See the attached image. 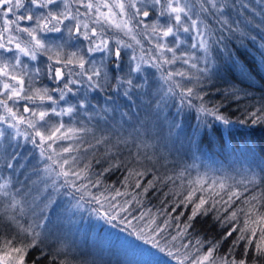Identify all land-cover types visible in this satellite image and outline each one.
Masks as SVG:
<instances>
[{"label":"snow or ice","instance_id":"snow-or-ice-1","mask_svg":"<svg viewBox=\"0 0 264 264\" xmlns=\"http://www.w3.org/2000/svg\"><path fill=\"white\" fill-rule=\"evenodd\" d=\"M74 2L83 4L89 13L93 9L96 10L98 15L96 19L92 20L93 24H107L110 28L114 27L125 36H129L135 45L139 46V55H137V50L132 43L119 38L114 40L113 45H110L109 40L103 38V28L98 33L96 28L89 27L88 22L79 19L82 15L79 9L76 10L75 14L72 13L70 0H28L27 5L25 0H0V13L3 17V26L0 27V49L5 52H12L13 49L7 47V45L15 42L17 53L13 58H5L0 54V76L7 78L2 82L4 92H0V95L6 93L7 99H0V107H3L12 120L16 121L10 123L5 118L0 117V123H8V127L15 130L16 137L23 136L26 142H30L34 148L39 149L40 159L37 163L43 164V168H34L33 171L37 175L41 172L44 173V177H41L44 187L39 190L40 194L37 197L41 200L43 207L40 209V214L33 213L35 216L33 223L29 224L28 227H23L15 216L7 217L10 223L19 226L21 234L31 237V242L23 247H12L10 241L6 242V251L3 256H0V264H25L27 251L42 243V235L45 238L54 235L50 228L52 219L44 213L46 210L53 208L61 197H71L75 200L74 208L77 210L83 209L84 203H95L98 207L92 208V212L99 216L103 209V218L106 222L112 224L113 221L118 220L121 224L129 225L139 239L144 240L145 243H151L153 248L165 253V255L175 260L176 264H185V262H188V264H246V260L243 258L237 261L217 254L220 245L236 231L235 227L227 230L215 242L197 238L195 245L189 240L187 243H179V246H177V243L183 241L185 236L191 235L190 229L195 230L198 217H207L209 213L216 209L217 203H220L214 200L210 203L211 198L206 199L204 197H200L198 202H194L193 195L197 189H193L185 197L184 202L193 206L190 209V215L184 221L183 228L176 235H171L168 231L172 227L171 214H169V219L158 223L156 217L150 215L151 210L141 212L139 216L133 215V210H130L129 206L133 201L137 206L141 203L136 196H133L131 200L121 202L117 200V197L128 195V193H122L119 189H115L114 194H112L111 186L103 187V190L97 193L91 191L93 188H101L103 185L102 177L105 173H111L121 166L118 157L108 159V157L114 155L113 148L118 149L121 144L132 143L136 146L137 156H139V149L142 146L148 147L143 138L147 136L150 125L147 118L145 120L139 119L140 113L136 111L139 108L137 100L143 102V97L149 95L156 97L154 101L156 111L153 113V119L157 122L161 118L162 107L167 105L169 99L178 98L177 116L181 114V110L186 103L189 107H192L190 97L195 95L197 99L203 100L202 96L194 92L193 87H186L181 80L175 79V77H181L184 80L191 81L193 77L189 76L188 73L185 71L164 70V65H173L177 61L190 64V61L195 58L194 54L189 55L188 51L182 49V45H186L191 49L202 50L205 67L198 68V72L208 79L221 71L226 75H231L233 69L241 64L239 53L234 52L226 42L231 37H226L223 34L227 30L229 33H239L241 37L247 35L239 27L241 21H235V26H233L229 24L226 17V10L230 7L234 9L235 4H229V0H127V2L125 0H112L111 3L108 0H96V3L88 0L86 4L84 0H74ZM101 7L107 8L108 12H101ZM243 7H247V5H243ZM114 8L119 10L121 16L119 21L115 19L117 13L113 11ZM21 9L24 10V13L18 15L17 13ZM34 9H47V12L35 13ZM128 9H133L134 12L128 14ZM10 14L15 18L9 19ZM126 15L128 18L123 19ZM137 17H143V19L137 21L138 25H143V30L140 32H134L133 27L130 26L131 21ZM34 18L35 23L32 26H20V21H33ZM209 19L219 24L220 27L214 29L208 23ZM65 20L75 21V23L67 27L68 40L64 41L63 36L58 38L64 41L63 43L46 42L38 35V33L61 32L60 25L64 24ZM245 23L250 24L251 21L246 20ZM257 27H260V25H257ZM217 32H219V35H217ZM5 33H8L7 45L3 42ZM13 33H26L30 39L21 40L18 35ZM138 35L144 36L149 43L154 42V55L152 54L153 48L145 52L141 40L137 39ZM81 36L84 41L89 42L88 46L86 48L76 46V50L65 53L66 45L74 37ZM93 37L96 39H93ZM251 39L255 41V37H251ZM190 41L191 43H189ZM260 47L264 49V44H261ZM129 49L131 55L128 57L125 70L124 52ZM178 50L179 55L177 54ZM97 52L104 53L99 61L92 56ZM38 53L47 55L49 61H54L56 65H60L59 67H53V64L49 63L47 65V75L49 79L57 84L62 82V87L58 86L52 89L34 87L35 79L42 73V69L39 67L34 68L32 75L29 77L28 86L25 87L24 76L28 75L29 65L24 63L20 57L22 55L31 61H35ZM166 53H171V57L169 58ZM9 59H14L15 63H9ZM261 62L264 63V51L261 52ZM190 66L197 68L194 63H191ZM146 68L156 69L159 72V86L150 83V76L154 77L155 73L149 74L146 72ZM17 69H19V73ZM8 80L15 83L10 84L7 82ZM196 80L199 82L200 77H196ZM73 85L83 87L74 89ZM50 91L59 93L58 99L50 95ZM236 91L235 88L232 89L234 95ZM25 92L28 94H22ZM92 92L104 94L102 107L97 108V105L92 103V100L95 99V97H90ZM69 94L75 98V102L67 99ZM8 100H12L13 103L19 100H27L31 104H36L39 101V105L37 108H30L26 104L24 112L31 113V115L29 117L17 116V113L8 106ZM121 100L124 101L123 104ZM46 101L50 103L48 107H43ZM60 101H64L67 106L60 107ZM148 103L152 104L153 101H148ZM198 111L204 115L214 117L225 125L231 123L230 120L219 114L218 108L209 109L201 104ZM74 114L87 115L89 121L93 117H99L106 124L110 123L107 133L99 137H96L93 133L95 144H89L88 148L84 149V155L79 154L81 151L79 144L61 147L59 151L53 147L57 141L79 140L83 142V137L80 134L93 132V129L84 125L83 122H81L83 125L81 127H66L62 119L59 122L51 120V117L62 118L64 116L74 119ZM250 115L253 117V123L264 121V113L257 115L256 112H252ZM134 116L136 117L135 122H133ZM164 119L167 121L166 116ZM20 124H26L27 128L32 129V132L30 134L26 131L21 132ZM126 124L129 130L125 129ZM180 127L179 122L175 120L170 122V134L173 128ZM125 131H127V135L124 134ZM113 133L116 134L115 144H111L105 152L108 167H103L98 173L94 172L93 159L95 153L92 154L93 159H88V149H96L98 145H108ZM4 136L5 130L0 129V138ZM65 153L68 155L65 156ZM72 153H77V155H72ZM18 155L19 153L16 154V156ZM16 156H13V159H16ZM85 160L87 162L82 164V161ZM101 163L100 159H95L96 165H101ZM8 167L11 168L12 164L9 163ZM20 167L23 168L24 165L21 164ZM260 171L264 172V166H261ZM145 174L146 172L135 169L129 170L125 182L133 175L143 176ZM253 175L255 176V173ZM48 179L51 180V183L47 182ZM35 183L33 181V184ZM213 183L216 182L213 181ZM8 186V181L0 184V195H11L9 207L15 209L18 205H21V202L16 199L15 194H10L7 191ZM135 187H141L139 181L136 182ZM151 187H153V182L149 181L148 185L143 188V193H147ZM227 187L223 181L219 183V188L222 191ZM77 193L79 194L78 197ZM216 195H219V193H216ZM240 196L241 193L231 191L228 193V201L224 203L232 202L233 198L239 199ZM256 199L255 196L251 197V200ZM251 200H246L245 203L251 204ZM238 211L242 210L238 209L231 212L230 216L221 221V224L236 221ZM22 213L23 206L21 205ZM253 215L256 219H252ZM245 216V225L240 229V235L232 242L233 246L245 239L244 234L249 231L250 224L260 225L259 240L255 248L257 254L264 256V212L258 211L256 205H251ZM176 219L178 220L179 216ZM213 219L220 220V216H214ZM133 220L140 224L138 230L136 226L132 225ZM115 226L113 224V227ZM37 229H40V231H37ZM256 232V227H252V236H256ZM161 240L165 241L163 246ZM205 243H210V246L206 251L201 252ZM248 244H252L251 239L248 240ZM190 245L192 251H180L181 248L188 249ZM196 245H199V247H196ZM57 251L65 252L66 247L58 246ZM231 251L230 248L229 252ZM194 253L200 254L195 255ZM45 258L46 254L41 251L31 261V264H38L39 261ZM54 259L53 257V261ZM49 264H52V261ZM60 264H65V261L61 260Z\"/></svg>","mask_w":264,"mask_h":264},{"label":"trees","instance_id":"trees-1","mask_svg":"<svg viewBox=\"0 0 264 264\" xmlns=\"http://www.w3.org/2000/svg\"><path fill=\"white\" fill-rule=\"evenodd\" d=\"M231 16H237L235 12L230 11ZM234 20V19H233ZM214 29H218L220 25L216 24L211 19L209 22ZM235 25V23H233ZM239 27L245 31L240 23ZM246 32V31H245ZM226 37H231L226 40L229 47L236 53H239L241 64L234 68L231 75H226L220 72L209 81L207 85H200L195 93L203 97V100L197 99L194 95L190 97L192 107L187 103L183 106L179 118V123L185 128L184 138L188 140L189 146L195 158L199 161L209 163L215 168H221L225 171L223 182L228 186L225 190L219 188V183L211 184L208 181L198 183L195 181L192 172L182 168L176 162V155L170 152L168 155L159 157L157 160L148 158L150 153L148 147L139 149L137 156V148L134 144H121L118 149L113 148V156L108 159H116L121 161V166L111 173H105L102 177L103 185L99 189H91L97 193L102 191L103 187L111 186L112 194L115 189H119L122 193L128 195L117 197L118 201L131 200L136 196L141 201L139 206L135 201L129 206L133 210V215L139 216L141 212L151 210L150 215L156 217L158 223H162L165 219H169L171 214L172 227L168 229L171 235L183 228L184 221L190 215L192 204H186L185 197L197 189L193 195V201L198 202L200 197L210 199V203L219 201L216 209H214L207 217H198L195 230H189L191 235L185 236L183 241L179 243H187L189 240L195 245L197 238L215 242L232 227L236 228L232 236L225 240L217 250V254L225 256L228 259H245L246 264H264V256L257 254L255 245L259 240L260 225H249V231L246 232L245 239L239 241L233 246V241L240 235V229L245 225V213L249 211L251 205H256L260 212H264V180L255 179L258 176L256 172L264 166V121L253 123V117L250 115L256 112L257 115L264 113V63L261 62V51L256 46L255 41L251 40L248 35L241 37L239 33H229L227 30L223 33ZM219 35V32H217ZM235 88L236 94L232 93ZM201 104L209 109L218 108L219 114L231 121L225 125L221 121L216 120L212 116H207L198 111ZM199 117V118H198ZM243 121V123H241ZM110 126L95 125L93 132L85 135L82 144L80 145V153H84V149L88 148L89 144H95L93 133L96 137L108 132ZM129 130L128 128H125ZM127 135V131L124 132ZM116 134H112L114 142H109L108 145H98L96 149H88V159H93V171L100 172L103 167H108V162L105 159V152L110 143L115 144ZM86 139V141H84ZM111 139V140H112ZM189 150L182 156L188 157ZM95 159L101 160V165L95 164ZM32 160V159H30ZM29 160V161H30ZM87 160L82 161V164ZM146 172L143 176L133 175L125 182V177L128 176L129 170ZM264 173V172H263ZM255 179L253 182L252 180ZM141 184L140 188H136V182ZM153 182V187L149 188L147 193H143V188L148 185V182ZM237 191L241 193L239 199L233 198L232 202L228 201V193ZM219 193V195H216ZM79 194L77 193V197ZM257 197L256 200H251V197ZM246 200H251V204L245 203ZM179 205V207H177ZM84 210L79 224L85 229L95 231L100 235H110L111 243L107 245L103 256L99 260L91 261L82 254L73 255L72 257L54 256L48 250L44 249L41 244L36 248L29 249L25 257V264H31V261L43 251L46 258L38 262V264H60V261H65V264H117L112 262L111 255L115 254L114 241L119 228L127 231L133 245L134 253H145L149 257L152 264H176V261L153 248L151 243H145L139 239L137 234L133 232L132 227L126 224H121L118 220L112 224L106 222L103 218V209L100 215H96L91 211L92 208L98 207L95 203H84ZM174 209V211H173ZM237 212V220L229 223L221 224L230 216L231 212ZM183 213V214H181ZM220 216V220L213 219L214 216ZM179 216L177 220L176 217ZM252 219H256L253 215ZM132 225L136 226L137 230L140 224L133 220ZM8 222L0 228V252H5V243L11 242L12 247H23L27 245L21 237L19 240H13ZM113 224L116 226L113 227ZM179 225V227H177ZM8 228H7V227ZM256 227V236H252L251 228ZM10 229V228H9ZM170 239V237H169ZM252 240V244H248V240ZM21 243V244H20ZM116 243V242H115ZM165 241L161 240L163 246ZM210 243H205L201 252L208 249ZM171 247V245H169ZM199 247V245H196ZM232 249L229 252V249ZM191 245L188 249L181 248V252L192 251ZM175 251V249H173ZM246 253V254H245ZM199 255L200 253H194ZM53 257L55 258L53 261ZM104 258V259H103ZM188 264V262H185Z\"/></svg>","mask_w":264,"mask_h":264},{"label":"rangeland","instance_id":"rangeland-1","mask_svg":"<svg viewBox=\"0 0 264 264\" xmlns=\"http://www.w3.org/2000/svg\"><path fill=\"white\" fill-rule=\"evenodd\" d=\"M87 2L88 0H84L85 4ZM92 2L96 3V0H92ZM108 2L111 3L112 0H108ZM125 2H127V0H125ZM233 3L235 4V8L233 9L230 7L226 10V17L229 21V24L235 26L233 24L235 21H241L242 27L245 29L248 37L250 39L251 37H255L256 46L260 49L261 52L264 51V49L260 47L261 44H264V0H229V4ZM25 4H28V0H25ZM243 5H247V7H243ZM70 6L73 14H75L76 10L79 9V12L82 14L80 15L79 19L81 21L88 22L90 28H96L98 33H100L101 28H103V38L108 39L110 45H113L114 40L119 38L128 43H132L137 50V55H139V46L135 45V43L131 40L129 36H125L122 32L118 31L114 27L110 28L107 24L92 23V20L96 19L98 15L95 9H93L91 13H89L88 10L83 6V4L74 2V0H70ZM33 11L35 13H46L47 9H34ZM100 11L103 13H107L108 9L101 7ZM113 11L117 13L115 19L119 21L121 19L119 10L114 8ZM230 11H232V13L235 12L237 16H231ZM127 12L128 14H131L132 12H134V10L128 9ZM21 13H24L23 9L19 10L17 14L19 15ZM8 18L14 19L15 17L11 16L10 14ZM127 18V15L123 17V19ZM139 19H143V17H137L136 19H133L130 23V26L133 27L134 32H140L143 30V25L137 24V21ZM246 20H250L251 23L246 24ZM19 23L21 27H30L35 23V18L33 21H20ZM74 23L75 21L65 20L64 24L60 25L62 29L61 32L38 33V35L42 39H45L46 42L63 43L64 41L68 40L67 27L73 25ZM257 25H260V27H257ZM2 26L3 17L2 13H0V27ZM81 30L83 31V29ZM13 34L18 35L21 40L26 41L30 39L26 33ZM7 35L8 33H5V39L3 41L6 45ZM181 35L183 36L184 34L182 33ZM61 36H63L64 41L58 39ZM93 39L96 38L93 37ZM137 39L141 40L145 52H147L148 49L153 48L154 42L149 43L148 39H146L144 36L138 35ZM88 43V41L83 40L82 36L78 38L74 37L66 45L64 51L65 53L74 51L76 50V46L86 48L88 46ZM189 43H191V41ZM7 47L12 48L13 51L5 52L3 49H0V54H2L5 58L15 57V55L17 54L15 51V42L11 45H7ZM181 48L188 51L189 55L194 54L195 58L190 61V64H184L182 61H177L173 65H164V70L173 72L185 71L186 73H188L189 76L193 77L191 81L184 80L181 77H175V79L181 80V82L186 85V87H193L194 90H196L202 84H209L208 82L211 81L215 77V75H213L211 79H208L202 73L198 72V68L205 67L203 59L204 54L202 50L191 49L188 48L186 45H182ZM152 54H155L154 48ZM177 54L179 55V50ZM103 55L104 53L100 52L92 54V56H94L97 61H99V59ZM130 55L131 50H125V70L127 68L128 57ZM166 55L169 58L171 57V53H166ZM145 58L147 59L148 57L146 56ZM20 59L24 63H27L29 65L27 70L28 75L24 76L26 88L28 86L29 77L32 75V72L35 67L41 68L42 73L39 75L38 78L35 79L34 87H47L49 89H52L58 86H63L62 82L57 84L56 82L48 78L47 65L49 63H52L53 67H59L60 65H56L54 61H49L47 55H42L38 53L37 60L35 61H31L27 57H24L22 55ZM9 63L14 64L15 60L9 59ZM191 63L196 64L197 68H192L190 66ZM17 72L19 73V69H17ZM146 72H148L149 74L155 73L154 77L150 76V83H153L155 86H159V72H157L156 69L151 68H146ZM198 76L200 77L199 82H197L196 80V77ZM6 79V77L0 76V92H4L2 82ZM7 82L10 84L15 83L11 80H8ZM72 87L75 89L77 87L83 86L73 85ZM154 90L155 88L153 89V91ZM22 94L26 95L28 93L25 92ZM50 95H52L55 99H58L59 97V93L56 92L50 91ZM90 97H95V99L92 100V103L97 105V108L103 106V93L92 92L90 93ZM0 99H7V94L5 93L4 95H0ZM67 99H70L72 100V102H75V98H73L71 94H69ZM155 99L156 97L149 95L143 97V102H141V100H137L139 108L136 109V111L140 113L139 119L145 120L147 118L150 125L147 136L143 138L148 144V148L150 151L148 158L151 160H157L159 157H162L166 154L168 155L170 152H174L176 155V162H178L185 170L192 172L196 182L201 183L203 181H208L211 184H214L213 181H215L216 183H220L221 181H223L226 175L223 169L215 168L209 163L199 161L197 158L194 157L193 152L189 146L188 140H185L184 138V135L186 133L183 132V130L185 131L184 127H182V129L173 128L170 134L169 123L173 120L178 122L180 118V115H176L178 98L169 99L167 105L162 107V110L160 112L161 118L158 122L154 121L153 119V113L156 111L154 103ZM148 101H153V103L149 104ZM49 103L50 102L46 101L43 107H48ZM121 103L123 104L124 101L121 100ZM26 104L30 108H37V106L39 105V101H37L36 104H31L27 100H19L16 103H13L12 100H8V106L12 108L14 112L17 113V116L23 115L25 117H29L31 115V113L24 112V106ZM59 106L66 107L67 105H65L64 101H60ZM124 110L127 111L128 109ZM165 116L167 117V121H165L164 119ZM0 117L5 118V120L10 123L16 122L12 120L11 116L4 110L3 107H0ZM61 119L63 120L66 127H81L83 126L81 122H83V124L87 125L89 128H93L95 125L110 126V123L106 124L104 121L100 120L99 117H93V119L89 121L88 116L84 114H74V119L68 116H64L62 118L51 117V120L53 122H59ZM135 120L136 117L134 116L133 122H135ZM124 127L128 128V125L126 124ZM19 128L21 132L26 131L29 134L32 132V129L27 128L26 124H20ZM0 129L5 130V136L3 138H0V184L4 183L5 181H8L9 186L7 191H9L10 194H15L16 199L20 201L21 205L23 206V213L21 214V205H18L15 209L9 207V205L11 204V195H0V228L4 226L5 222L10 223L7 220L8 216H15L16 220L19 221L20 225H22L23 227H28V225L33 223V221L35 220V216L33 215V213L40 214V209L43 207L41 200L37 199V197L40 194L39 190L43 189L44 187V182L41 180V177H44V173L41 172L39 173V175H37L33 171L34 168H43V164L37 163L40 159L39 149L34 148V146L30 142H26L23 136L16 137L15 130L9 128L8 123H0ZM87 134L88 133H81L80 135L84 139L85 135ZM84 141H86V139ZM111 142H114V140L112 139ZM76 144L81 145L82 142L79 140L57 141V143L53 145V147L57 151H59L61 147H67L68 145L75 146ZM186 149H188L190 152L189 156L182 158V156L186 153ZM17 153H19L18 156H16ZM79 154L84 155L83 153ZM64 155L67 156L68 154L65 153ZM72 155H77V153H72ZM13 156H16V159H13ZM9 163L12 164L11 168L8 167ZM21 164L24 165L23 168L20 167ZM256 174L258 176L252 177L259 180H264V173L261 172L260 169L256 172ZM255 179H253L252 182ZM33 181H35L36 183L33 184ZM47 182L51 183V180L48 179ZM17 189H19V191H17ZM75 203L76 201L73 200L71 197H61L58 203L53 206V208L46 210L44 214L49 215L52 219V224L50 225V228L54 235L49 236L47 238L42 235V243L39 244H41L44 249L48 250L54 256L70 258L73 255L82 254L92 262H97V260H99L98 258L103 256L105 250L103 248H106V246H109V244L112 242L111 237L107 234L100 235L95 231L85 229L84 226L82 227L79 222L81 220L84 207L83 209L77 210L74 208ZM9 228L8 230L12 233L11 236L13 240L20 241L19 238L21 237L23 239L21 240L22 243L25 242L26 244H28L31 242V237L20 233L19 226L10 223ZM37 231H40V229H37ZM115 235V254L113 253L111 255L112 262L117 264H152L149 257L146 256L145 253L133 252V242L126 230L119 228L118 233H115ZM58 246L66 247V251L58 252ZM3 254L4 252H0V256H3Z\"/></svg>","mask_w":264,"mask_h":264}]
</instances>
